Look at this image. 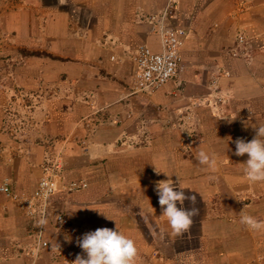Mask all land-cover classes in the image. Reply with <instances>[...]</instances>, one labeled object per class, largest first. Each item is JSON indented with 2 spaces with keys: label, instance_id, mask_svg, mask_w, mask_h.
<instances>
[{
  "label": "crops",
  "instance_id": "obj_1",
  "mask_svg": "<svg viewBox=\"0 0 264 264\" xmlns=\"http://www.w3.org/2000/svg\"><path fill=\"white\" fill-rule=\"evenodd\" d=\"M167 3L0 0V186L31 195L45 158L59 152V185L88 182L53 195L47 249L0 192V264H30L36 249L35 264H70L52 247L75 260L86 255L77 238L104 227L134 240L135 264H264V229L240 223L242 214L264 221V182L249 181L247 154H234L236 139L249 142L264 125V0H177L167 26L187 31L183 74L132 93V54L142 44L161 50L145 17ZM240 32L248 58L233 55ZM201 150L214 166L199 162ZM168 176L196 196L198 215L182 236L158 203L155 182ZM57 214L68 231L56 229Z\"/></svg>",
  "mask_w": 264,
  "mask_h": 264
},
{
  "label": "built area",
  "instance_id": "obj_2",
  "mask_svg": "<svg viewBox=\"0 0 264 264\" xmlns=\"http://www.w3.org/2000/svg\"><path fill=\"white\" fill-rule=\"evenodd\" d=\"M177 0H168L164 8L157 13L148 15L145 20L153 27L159 36L161 50L153 51L149 46L142 44L132 54L134 64L132 93L152 94L168 82L177 83L183 74L182 48L187 31L180 27H168L167 24L176 18ZM248 39L245 34H237L234 56L248 58ZM62 154L47 156L41 166L42 176L38 181L34 192L29 196H20L12 189L11 183L5 181L0 186L7 198L18 205L30 221V237L33 238L38 249L50 248L49 242L44 239V228L37 227L40 219L50 218V202L57 190L66 192H79L88 187L86 180L70 181L59 185V173L62 168ZM61 187V188H59ZM55 227L59 231H68L71 223L63 214L54 217ZM58 257H66L67 262L72 264L73 256L65 255L64 250L59 246L52 247ZM31 263L35 264L38 258V250L28 252Z\"/></svg>",
  "mask_w": 264,
  "mask_h": 264
},
{
  "label": "clouds",
  "instance_id": "obj_3",
  "mask_svg": "<svg viewBox=\"0 0 264 264\" xmlns=\"http://www.w3.org/2000/svg\"><path fill=\"white\" fill-rule=\"evenodd\" d=\"M67 2L68 0H59L61 5ZM255 131V137L249 142L242 138L235 140L236 151L234 153L236 156L247 154L248 159L244 163V172L247 179L253 183L264 182V139H262L264 138V125L255 128ZM197 156L201 164L215 165V159L210 158L203 150ZM155 170L157 174L163 173L156 168ZM175 187L176 184L170 177L155 182L161 215L167 219L172 233L182 236L189 230L193 222L192 218L198 215L199 210L195 207V195L186 196L180 182L181 190L176 191ZM185 200H189L193 207L185 209L183 207ZM177 202L181 207L177 206ZM139 215L145 224L149 223L147 214L141 211ZM46 223V219H40L37 227H43ZM240 223L255 231L264 229V221L250 215L242 214ZM150 231L153 236L156 235L154 229ZM76 243L86 255L78 254L72 264H135L138 255L134 240L126 237L117 227L115 229L97 228L95 231L86 232L82 237L77 238Z\"/></svg>",
  "mask_w": 264,
  "mask_h": 264
},
{
  "label": "rangeland",
  "instance_id": "obj_4",
  "mask_svg": "<svg viewBox=\"0 0 264 264\" xmlns=\"http://www.w3.org/2000/svg\"><path fill=\"white\" fill-rule=\"evenodd\" d=\"M189 138H190V136H189Z\"/></svg>",
  "mask_w": 264,
  "mask_h": 264
}]
</instances>
